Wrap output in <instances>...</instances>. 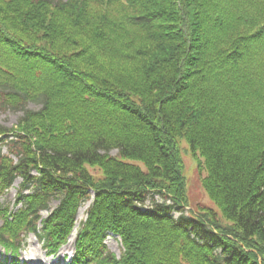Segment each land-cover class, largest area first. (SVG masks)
I'll return each instance as SVG.
<instances>
[{
  "label": "trees",
  "instance_id": "trees-1",
  "mask_svg": "<svg viewBox=\"0 0 264 264\" xmlns=\"http://www.w3.org/2000/svg\"><path fill=\"white\" fill-rule=\"evenodd\" d=\"M0 110L23 112L0 125L8 264L91 199L70 264H264V0H0ZM181 138L216 208L189 207Z\"/></svg>",
  "mask_w": 264,
  "mask_h": 264
},
{
  "label": "rangeland",
  "instance_id": "rangeland-1",
  "mask_svg": "<svg viewBox=\"0 0 264 264\" xmlns=\"http://www.w3.org/2000/svg\"><path fill=\"white\" fill-rule=\"evenodd\" d=\"M42 106L36 103H30L29 109H40ZM23 116V112H15L12 110H0V125L7 128H12L16 125L19 119ZM181 152L184 158L185 163V175L187 178V197L189 200V207L198 209V206H210L216 208L213 200L209 197L208 193L205 191L203 187L204 178L208 175V170L203 165H199L200 161L203 164V158L198 154L194 155L189 143L181 138ZM118 151H113L116 154ZM199 158V162H197L195 157ZM198 163V164H197ZM92 174L96 177H100L101 170L97 167L92 168L89 167ZM21 184V179H17L14 183V186L5 194L0 195V205H10L11 208H15V201L17 199L19 186ZM90 202L85 203L79 210L77 216V224L73 235L71 237H77L78 231L82 226V223L85 221L87 217V208ZM57 203H54L53 206H56ZM85 208V211L82 213V209ZM44 216L47 215V212L43 213ZM71 241V238H70ZM44 241L39 239L33 234H29L26 242L25 249L20 253L19 258L23 260L24 264H67L71 258L75 255V246L72 244L68 250L64 251L66 248H61L58 254H48L46 247L43 245ZM70 243V242H69ZM45 244V243H44ZM106 244L108 245L109 251L121 255L123 252V244L120 238L109 235L106 239ZM7 253L4 248L0 246V257H5ZM58 258L59 261H58Z\"/></svg>",
  "mask_w": 264,
  "mask_h": 264
},
{
  "label": "bare ground",
  "instance_id": "bare-ground-1",
  "mask_svg": "<svg viewBox=\"0 0 264 264\" xmlns=\"http://www.w3.org/2000/svg\"><path fill=\"white\" fill-rule=\"evenodd\" d=\"M85 211V208L82 209V213ZM75 243V240L73 237H71V241L70 243L66 246V248L64 249V251L68 250V248Z\"/></svg>",
  "mask_w": 264,
  "mask_h": 264
}]
</instances>
